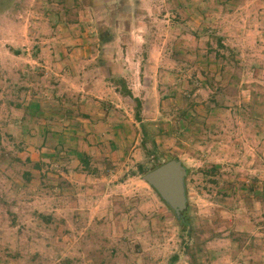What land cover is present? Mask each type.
<instances>
[{
	"label": "rangeland",
	"instance_id": "374dc122",
	"mask_svg": "<svg viewBox=\"0 0 264 264\" xmlns=\"http://www.w3.org/2000/svg\"><path fill=\"white\" fill-rule=\"evenodd\" d=\"M0 264H264V0H0Z\"/></svg>",
	"mask_w": 264,
	"mask_h": 264
},
{
	"label": "water",
	"instance_id": "95a60500",
	"mask_svg": "<svg viewBox=\"0 0 264 264\" xmlns=\"http://www.w3.org/2000/svg\"><path fill=\"white\" fill-rule=\"evenodd\" d=\"M187 177L188 169L179 159H173L146 173L143 181L156 191L180 220L188 206Z\"/></svg>",
	"mask_w": 264,
	"mask_h": 264
},
{
	"label": "trees",
	"instance_id": "16d2710c",
	"mask_svg": "<svg viewBox=\"0 0 264 264\" xmlns=\"http://www.w3.org/2000/svg\"><path fill=\"white\" fill-rule=\"evenodd\" d=\"M118 83H119V85H121L122 86V88L124 89L123 91L128 95V96H130L131 97V93L127 90V88H126V86H125V81L124 80H120V81H118ZM135 102H136V104H137V107H138V112H139V108H141V105H142V103H141V101L139 100V99H135ZM137 119H138V121H141V117H140V115H139V113L137 114ZM143 127V131H144V137L146 138L148 135H147V131H145V127L144 126H142ZM147 140V139H146ZM146 149V152H147V155L148 156H151V155H153L154 154V151L152 150V149H148L147 147L145 148ZM82 158V162L85 164V166L86 167H88L89 166V161L85 158V157H81ZM160 166V165H159ZM159 166H157V167H159ZM157 167H155V168H153V169H151V171L152 170H154V169H156ZM146 171H145V167L143 166V165H141L140 167H139V173H141V174H143V173H145ZM189 172V171H188ZM213 175H217L218 174V172L217 171H215V169H213ZM164 202V201H163ZM171 209V208H170ZM172 210V209H171ZM180 221V223L183 225V226H188L189 225V220H188V218H187V211L186 212H184L183 214H182V219H180L179 220Z\"/></svg>",
	"mask_w": 264,
	"mask_h": 264
},
{
	"label": "crops",
	"instance_id": "0c3cea01",
	"mask_svg": "<svg viewBox=\"0 0 264 264\" xmlns=\"http://www.w3.org/2000/svg\"><path fill=\"white\" fill-rule=\"evenodd\" d=\"M88 98L89 97H86V100H88ZM59 101H60V99H59ZM63 103H65L64 101H63ZM96 104L98 105V103L96 102ZM101 104V103H100ZM34 106H36L37 107V105H34ZM89 106V105H88ZM23 107H25V106H23ZM56 107V106H55ZM92 108H95L96 110H97V108L98 107H94V106H91ZM26 108V107H25ZM59 108H64V110H70V109H68V108H66V107H64L63 105H59ZM66 108V109H65ZM86 109H88V107L86 108ZM27 110H29L28 111V113H32V110H30V108L28 109V107H27ZM31 111V112H30ZM86 114H89V115H92V113H90L89 111H87L86 112ZM32 116H33V114H32ZM103 120H105V119H103Z\"/></svg>",
	"mask_w": 264,
	"mask_h": 264
}]
</instances>
